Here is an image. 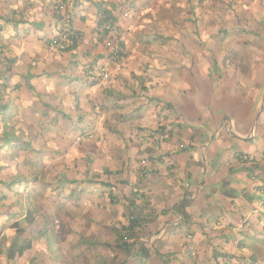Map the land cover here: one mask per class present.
<instances>
[{"label":"crops","instance_id":"0c3cea01","mask_svg":"<svg viewBox=\"0 0 264 264\" xmlns=\"http://www.w3.org/2000/svg\"><path fill=\"white\" fill-rule=\"evenodd\" d=\"M202 1L232 3V16L216 9V28H192ZM245 1L261 24L264 0ZM239 2L0 0V217L21 225L36 209L72 223L63 239L41 219L46 248L10 263L264 264V26L245 30ZM64 11L81 40L59 52ZM95 68L109 80L90 78ZM133 219L138 244L112 252Z\"/></svg>","mask_w":264,"mask_h":264},{"label":"rangeland","instance_id":"374dc122","mask_svg":"<svg viewBox=\"0 0 264 264\" xmlns=\"http://www.w3.org/2000/svg\"><path fill=\"white\" fill-rule=\"evenodd\" d=\"M199 4L202 5L203 13L206 14V18H203L201 22H200V19H197V18L195 20H193L192 21V25H191L192 28H199V27L200 28L201 27H206L208 29L216 28V27H213L215 20L211 18V12H213L216 9H222V10H224V13H225L224 17L225 16L227 17V16H232V12L231 11L234 10L233 6H232V3H227L225 1H224V7H222V8L217 7V5L215 4L214 1H212V2H206V1L203 2L202 1ZM262 5H264V3L260 5L261 7L264 8V6H262ZM235 6H236V4H235ZM193 9L196 10L197 6H195ZM238 9L241 10V15L239 16V19H240L241 25L244 26L245 30H247L246 28H251V27L255 28V26H260V25L264 26V19H263V22L261 24H259L260 22L257 19L256 20L252 19L253 18L252 14H255L257 12V10L260 11V8H258V7L255 8V6L253 4L251 5L248 1L240 0V2L238 4ZM255 9H257V10H255ZM226 12H228L229 15ZM185 22L187 23L186 19H185ZM257 22H259V23H257ZM226 40H228V44L230 46L232 45V42H235V40H232L231 38H227V37L225 38V41ZM227 58H229V60H230V57H227ZM147 136L149 137V135H147ZM5 196H4V198H5L4 200H2V199L0 200V203L3 204L1 206V209L3 211L1 210L0 213L3 212V215H5V212L7 211V208H8V206L6 205L7 201H8V197L7 196L5 197ZM42 215L43 214H41V216ZM50 218H51V221H49ZM14 219L15 218L11 219V218L7 217V219H5V218H1L0 217V239H2L3 237H6V243H5L6 247L9 246L11 240L15 237L16 230L19 227V224L14 223ZM41 219L44 222H46L48 224V226H49V227H46L48 229L46 230L45 235L48 234V235L51 236L53 231L55 233H56V231H59L61 233V235L64 234L63 239H65L67 237L71 238L70 237V233H71V230H72V227H71L72 223H67L66 225H64V224L60 225V224H58L56 222V220L59 219V216L54 218L53 215H51V217H49V214H48L47 216H44V218H40L37 221V223L35 224V226L32 229H28L23 235V237L25 239H27V240L31 239L32 240L33 247H38L39 250H43L41 245H44V249L46 248L45 242H43V243L40 242L39 233H40V228H41V225H40ZM46 228L44 227V229H46ZM52 235H54V234H52ZM76 235L78 236V233H76ZM50 236L49 237L48 236H46V237L42 236V237H45V239L49 238L50 239L49 242H51L53 239H51ZM87 241H88L87 239H86V241H84V239L82 241L80 240L79 242L81 244L77 246L78 250H80V251H82V249L88 250L90 247H92V246L88 245ZM67 246L69 247V245H67ZM6 247H4V249ZM114 247L115 248L112 250V252L117 249V245H114ZM48 252H49V250L47 249V253ZM47 253H45V254H47ZM0 264H13V262L10 263L8 260H1L0 259Z\"/></svg>","mask_w":264,"mask_h":264},{"label":"trees","instance_id":"16d2710c","mask_svg":"<svg viewBox=\"0 0 264 264\" xmlns=\"http://www.w3.org/2000/svg\"><path fill=\"white\" fill-rule=\"evenodd\" d=\"M65 12V11H64ZM110 13L108 11L106 12H103V16L105 17L104 21H106V19L110 16L109 15ZM65 17H68L71 24H72V17L67 14L65 12V14H60V21H61V24L57 30V33L58 31L62 28V21ZM112 19V18H111ZM111 25H115L114 24H111ZM72 30L73 32L78 35V43H75V38L72 37L70 38V40L73 41L72 44H69V48H65V49H61V48H53V43L52 41L56 38V36L54 37V39L51 40L50 42V45L53 49L59 51V52H68V51H71L72 49H74L79 43H80V40H81V37L80 35L74 30L73 26H72ZM105 32L107 33V35L109 36V31H107V26L105 27ZM221 35H222V32H221ZM229 38L230 35L227 33V31H224L223 35L221 36V38L223 39V41H225V38ZM124 46V44H123ZM125 55V50H124V53H123V57ZM227 59V58H226ZM164 135L166 134V132H164ZM245 158H247V160H245ZM251 158L246 156V155H242V156H239V160L243 163V165H245V167L248 169V170H251L253 168V164H249L248 160H250ZM185 202V203H184ZM182 202L181 206H184V204H186V201ZM180 207V206H179ZM176 212V211H175ZM40 212L37 211L36 209L34 210H29V212L27 213L26 215V218L25 220L23 221V223L21 225H19V227L17 228L16 230V235L15 237L11 240L10 244L8 247L5 246V243H6V237H3L2 239H0V256L1 255H6L7 257V260L8 261H14L16 259V257H21L25 252L27 251H30L32 248H33V242L31 239L27 240L23 237L24 233L28 230V229H32L35 224L37 223V221L44 217L43 215L41 216V214H39ZM139 224V221L136 220V219H133L130 221V226L125 229V234L122 235L120 234V236H118V244H117V247L118 248H125L126 251H128L129 253H132L133 249L135 248V244H138V241H135L133 242L132 239H134V230L136 229V227L138 226ZM46 231V229H45ZM52 232V231H51ZM46 233V232H45ZM53 234V232H52ZM4 247H6L4 249ZM142 251H145V248L142 246V244L140 243L139 244V247L137 249V253L139 252H142ZM264 253V250H260V254H263ZM259 253L257 252V255ZM148 255V253L146 254ZM141 257H145V256H141ZM233 258L229 255H222V260L220 262H218V264H232V261ZM237 263H242V260L240 259H235ZM253 260H249L247 261L246 263L249 264V263H252ZM106 264H109V263H106Z\"/></svg>","mask_w":264,"mask_h":264},{"label":"built area","instance_id":"2783aa9c","mask_svg":"<svg viewBox=\"0 0 264 264\" xmlns=\"http://www.w3.org/2000/svg\"><path fill=\"white\" fill-rule=\"evenodd\" d=\"M121 3L125 6V8H128L130 4L134 0H120ZM62 28L57 33L56 38L52 41L53 43V48H69V44H72L73 41L70 40V38L74 37L75 38V43H78V35H76L73 30H72V24L69 20L68 17H65L62 21ZM107 31H109V36H108V45L110 48V54H111V60L113 62L121 63L123 60V53H124V46H123V38L120 34L119 27L116 25H108L107 26ZM88 75L90 78L94 80H109L110 74L109 72L104 69V68H95L91 69L88 72ZM162 140L167 139V135L163 134L161 135ZM247 160V158H245ZM249 164H253L254 161L252 159L248 160Z\"/></svg>","mask_w":264,"mask_h":264},{"label":"clouds","instance_id":"9594fccd","mask_svg":"<svg viewBox=\"0 0 264 264\" xmlns=\"http://www.w3.org/2000/svg\"><path fill=\"white\" fill-rule=\"evenodd\" d=\"M253 160V159H252ZM254 161V160H253Z\"/></svg>","mask_w":264,"mask_h":264}]
</instances>
